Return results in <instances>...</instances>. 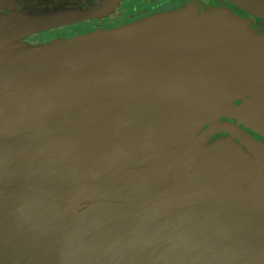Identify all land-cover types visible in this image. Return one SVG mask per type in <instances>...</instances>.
Returning a JSON list of instances; mask_svg holds the SVG:
<instances>
[{"label":"water","instance_id":"1","mask_svg":"<svg viewBox=\"0 0 264 264\" xmlns=\"http://www.w3.org/2000/svg\"><path fill=\"white\" fill-rule=\"evenodd\" d=\"M237 26L30 45L0 24V264H264V143L199 132L264 61Z\"/></svg>","mask_w":264,"mask_h":264},{"label":"flooded vegetation","instance_id":"2","mask_svg":"<svg viewBox=\"0 0 264 264\" xmlns=\"http://www.w3.org/2000/svg\"><path fill=\"white\" fill-rule=\"evenodd\" d=\"M185 10L201 15L222 13L238 21L240 35L264 38V0H0V24L8 34L20 33L12 40L38 45ZM39 36L45 37L44 42L38 40ZM254 71L248 87L199 130L227 125L228 130L215 131L209 142L227 137L246 152L249 148L244 136L264 143V61L255 65Z\"/></svg>","mask_w":264,"mask_h":264},{"label":"rangeland","instance_id":"3","mask_svg":"<svg viewBox=\"0 0 264 264\" xmlns=\"http://www.w3.org/2000/svg\"><path fill=\"white\" fill-rule=\"evenodd\" d=\"M64 30H67V28H64ZM43 39H45V37L44 36H39L38 37V40H40V42L43 40ZM18 42V40H15V41H13V42H11V43H17ZM23 42V41H22ZM39 42V41H38ZM37 42V43H38ZM42 42H44V41H42ZM31 45V44H30Z\"/></svg>","mask_w":264,"mask_h":264}]
</instances>
